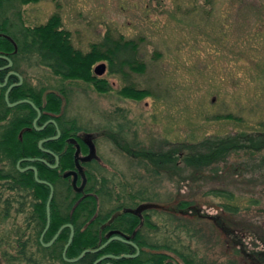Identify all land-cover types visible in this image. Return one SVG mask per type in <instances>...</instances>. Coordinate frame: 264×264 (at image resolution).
<instances>
[{
  "label": "rangeland",
  "instance_id": "374dc122",
  "mask_svg": "<svg viewBox=\"0 0 264 264\" xmlns=\"http://www.w3.org/2000/svg\"><path fill=\"white\" fill-rule=\"evenodd\" d=\"M16 10L29 28L59 15L84 53L108 33L139 42L145 73L126 69L125 79L110 74L106 62L94 65H106L97 75L112 88L104 94L92 83L63 80L38 61L20 63V75L29 86L65 93L62 114L81 129L77 136L94 138L101 175L121 193L155 194L139 202L158 205L155 224L181 217L179 205L191 204V222L177 220L168 230L183 231L180 239L198 264H264V150L234 151L226 162L199 166V153L220 139L264 131V0H43L17 3ZM128 84L152 94L142 101L124 98L120 91ZM183 152L191 154L190 166ZM152 153L175 155L178 169L161 164L163 174L156 175L141 168L138 159ZM212 189L232 192L241 213H225L223 201L208 195ZM25 217L13 212L0 220V264H10L5 253L15 252L2 245V235H13Z\"/></svg>",
  "mask_w": 264,
  "mask_h": 264
},
{
  "label": "trees",
  "instance_id": "16d2710c",
  "mask_svg": "<svg viewBox=\"0 0 264 264\" xmlns=\"http://www.w3.org/2000/svg\"><path fill=\"white\" fill-rule=\"evenodd\" d=\"M41 1L43 0H0V56L9 57L14 63V69L19 73L20 63L38 61L40 66L50 69L54 75L63 80H82L92 83L98 92L104 94L112 88L107 80L100 79L96 75L94 65L97 63H108L110 74H122L125 79L129 77L126 69L137 74L146 72L147 66L137 58L140 49L137 41L126 40L124 37L116 38L108 33L102 42L92 44L90 51L84 53L74 47L72 36L69 31L62 28L59 15L51 17L44 25L34 28L26 27L20 12L15 11L17 3L29 5ZM10 14L11 16H8ZM4 64L6 61L0 59V66ZM261 69L264 72V67ZM3 77L4 75L0 74L1 83ZM7 88H0V94H5ZM10 94L11 103L19 100L33 102L42 111V117L37 122V126L42 128L45 124L48 123V125L42 131H37L34 128L37 112L29 104L8 108L2 95L0 100V220L7 221L13 212L26 216L23 223L16 225L17 230L13 235H8L7 238L4 234L2 235V245L6 244L15 251L12 255L5 253L7 261L10 264H93L100 255L87 254L76 263H68L63 259L62 253L70 236V228L64 229L51 247H44V244L49 243L62 226L70 223L75 228V235L66 258L75 259L85 250H96L106 243L104 234L109 228L103 230L102 227L112 214L124 208H136L139 202H149L155 194L142 189L135 193L131 190L129 193L117 191L116 184L101 175L103 167L98 161H94L87 165V187L94 196L80 200V196L70 190L64 192V198L60 199V189L72 187L71 181L64 178L63 174L75 167L76 149L74 145L68 144V140L77 138V134L81 131L76 122L66 121L62 114L63 96L61 94L65 93L53 89H37L25 82L21 87L13 89ZM151 94L149 90L138 89L132 84H128L120 91V95L124 98L135 101H142ZM217 117H215L216 120ZM225 118L232 119L233 116L228 115ZM51 120L56 121L61 137L56 141L44 142L42 148L59 156V167L51 169L40 161H23L24 159H45L51 165L56 164L53 156L42 152L39 148L40 142L57 135L56 126L50 123ZM220 140L222 141L217 142L209 152L199 153L202 156V164L199 166L213 167L226 162L227 157L234 151L243 150L254 153L257 147L264 150V131L255 132L252 135L242 133L227 136ZM135 148L138 147H129L126 153L130 155ZM182 154L190 166L191 154L184 152ZM175 157L170 154L166 156L144 154L141 159H138V164L146 171L162 175L161 164H164L166 170L169 169L170 164L178 169ZM29 167L36 168L38 179L52 184L55 189V197L51 203V224L43 241L40 238L47 224V201L50 188L45 184H39L32 170L20 171ZM208 195L223 201L222 209L225 213L232 215L241 213L242 204L232 192L212 189ZM190 206L188 202L181 203L178 207V214L181 217H170V221L168 220L166 224L164 222L155 224L152 221V214L157 215L158 208L145 210L142 218L130 213L123 214L112 224V228L130 235L135 234L134 243L142 250V254L137 259L110 258L104 260L102 264H144L148 261L155 263L159 261L160 264H165L166 259H171L175 264H198L197 255L190 254L191 247L185 245V242L180 239L183 231L179 228L172 232L168 230L177 220L185 221V224L191 222L193 216L188 215V210L192 209ZM214 220L218 223L217 218ZM182 227L189 229L185 225L180 228ZM191 232L190 230L188 234L190 235ZM152 235L156 237L154 241L149 238ZM134 253L135 248L120 241L110 243L101 252L113 257ZM179 260H182V263Z\"/></svg>",
  "mask_w": 264,
  "mask_h": 264
},
{
  "label": "water",
  "instance_id": "95a60500",
  "mask_svg": "<svg viewBox=\"0 0 264 264\" xmlns=\"http://www.w3.org/2000/svg\"><path fill=\"white\" fill-rule=\"evenodd\" d=\"M0 58H3V59H6L8 62H9V65H8V68H11L13 66V62L11 59H9L8 57H0ZM106 72V65L105 64H101L100 66H98L96 69H95V73L96 75L100 76V75H103L104 73ZM13 75L17 76L20 80V84L23 83V78L22 76H20L18 73H12ZM18 84V85H20ZM14 86H11L6 94H7V101H8V94H10L11 90L13 89ZM46 95L44 96V99H45ZM20 104H29L30 106H32L38 113V116L37 118L35 119L34 121V128L37 130V131H42L44 129L43 128H38L37 127V121L40 119L41 117V110L39 108H37L35 106V104L29 100H21V101H18L14 104H9L10 107H14V106H17V105H20ZM52 124H54L56 126V129H57V136L53 137V138H50V139H47L45 141H42L40 142L39 144V148L42 150V152L44 153H47L49 155H52L54 156L55 160H56V165L55 166H52L50 165L48 162H46L45 160H41V159H25V161H29V162H35V161H40V162H43L46 166H48L49 168H52V169H56L59 167V164H60V159L57 155H55L54 153H52L51 151L49 150H46V149H43L42 148V145L44 142H49V141H54V140H58L60 137H61V131L56 123L55 120H52L50 121ZM70 142L74 143V144H77V140L76 139H71ZM93 159H98V156L96 154V150H95V147H90V152H89V155L86 156V157H81V147L79 144L76 145V152H75V165H76V170H72V171H68V172H65L63 177L64 178H69V177H73V180H72V186L74 188H79L80 190L83 189L87 183V178H86V174H85V171L83 169V167L81 166L80 164V161L81 162H87V161H91ZM26 170H32L34 172V175H35V179L36 181L39 183V184H45L47 186L50 187V195H49V199H48V202H47V224H46V227H45V230L43 232V235H42V238L44 237L45 233L48 231L49 227H50V224H51V210H50V207H51V202L53 200V196H54V188L53 186L46 182V181H42V180H39L38 179V170L34 167H29L27 168ZM24 169H20L21 172L23 171H26ZM79 176L82 177V184L80 185V187L78 186L77 182H78V178ZM79 191V190H78ZM152 208H158L156 207L155 205H151V204H144V205H141L139 206L138 208L136 209H125L123 211V213H130V214H134L136 216H141V213L146 210V209H152ZM119 214H116L112 217V219L106 224V226H109L113 221L114 219L118 216ZM66 226L62 227L58 233L55 235V237L48 243V244H44V247H50L53 243H55V241L58 239L62 229H64ZM68 227L71 229V235H70V238H69V241L67 242V245L65 246V249H64V252H63V258L65 261L69 262V263H76L80 260H82L84 258L85 255L87 254H94V253H97L103 249H105L110 242L112 241H121L123 243H126V244H131V245H134L137 250H138V253L136 255H124L122 257H113V256H107V257H104L100 260L97 261L98 262H101L103 261L104 259H108V258H116V259H122V258H136L139 254V249L138 247L131 241H128L127 239H124L122 237H119V236H116V237H110L113 233L109 234L107 236V238L109 239L105 244L101 245L99 248H97L96 250H85L83 253H81V255L78 257V258H75V259H67L66 258V253L68 251V248L70 247V245L72 244V241L74 239V228L73 226L71 225H68ZM42 241V240H41Z\"/></svg>",
  "mask_w": 264,
  "mask_h": 264
},
{
  "label": "flooded vegetation",
  "instance_id": "af4514ba",
  "mask_svg": "<svg viewBox=\"0 0 264 264\" xmlns=\"http://www.w3.org/2000/svg\"><path fill=\"white\" fill-rule=\"evenodd\" d=\"M0 57H6V56H0ZM9 58V57H8ZM0 59H2V60H5L6 61V64H4V65H2V66H0V74L2 75H4V77H3V82L1 83L0 82V88L1 89H4V88H6V87H8L7 88V90L11 87V86H14L13 87V89H15L16 87H21L24 83H25V80H24V78H23V76L22 75H20V73L17 71V70H15L14 69V63H13V66L11 67V68H8V65H9V62L6 60V59H3V58H0ZM10 59V58H9ZM18 73L20 76H22V78H23V83H21L20 84V80H19V78L17 77V76H15V75H13L12 73ZM10 81L12 82V83H10ZM18 84H20V85H18ZM13 89L11 90V92L13 91ZM7 90H6V92H7ZM10 92V93H11ZM2 95H3V97H4V101H5V103L7 104V106H8V108H15V107H17V106H19V105H17V106H14V107H10L9 106V104H14V103H16V102H13V103H11V94H8V101H7V94L5 93V94H0V100H1V97H2ZM46 95V94H45ZM44 95V96H45ZM46 98V97H45ZM45 100V99H44ZM19 101H21V100H19ZM30 101V100H29ZM18 102V101H17ZM20 105H22V104H20ZM36 106V105H35ZM37 107V106H36ZM38 108V107H37ZM42 117V116H41ZM40 117V118H41ZM52 121V120H51ZM51 123V122H50ZM48 125V124H47ZM47 125L44 127V129L47 127ZM60 139V138H59ZM58 139V140H59ZM71 139H73V138H71ZM71 139H69L68 140V144H72V145H74V147H75V149H76V145L77 144H79L80 145V147H81V157H86V156H88L89 155V152H90V147H95L96 148V151H97V146H96V143H95V140H94V138L93 137H90V136H88V135H83V136H77V138H74V139H76L77 140V144H74V143H72V142H70V140ZM54 141H56V140H54ZM53 153V152H52ZM47 154V153H46ZM49 155V154H48ZM52 156V155H51ZM54 157V156H53ZM75 157V156H74ZM60 159V158H59ZM56 161V160H55ZM94 161H99V158L98 159H93V160H91V161H87V162H81L80 161V164H81V166L83 167V169H84V171H85V174H86V178H87V165H89V164H91V163H93ZM60 165V164H59ZM72 170H76V165H75V167L73 168V169H71V170H68V171H72ZM68 171H66V172H68ZM64 175V174H63ZM66 179H69L70 181H71V185H72V180H73V177H69V178H66ZM82 177L81 176H79V178H78V182H77V184H78V186L80 187V185L82 184ZM87 184H88V179H87V183H86V185H85V187L83 188V189H79V188H74L73 186L71 187V188H62V189H60L61 190V192H60V194H59V198L60 199H63L64 198V192H67V191H72V192H74L75 194H77V195H79L80 196V200H82V199H87L88 197H90L91 195L92 196H94L92 193H90L88 190H89V188L87 187ZM55 190V189H54ZM79 190V191H78ZM125 209H127V208H124L123 210H120V211H117V212H115L114 214H112V216H111V218L114 216V215H116V214H119L115 219H114V222L120 217V216H122L123 214H128V213H123V211L125 210ZM131 209V208H130ZM144 213V212H143ZM143 213L141 214V216H138V217H140V218H142L143 217ZM110 218V219H111ZM109 221V220H108ZM107 221V222H108ZM107 222L103 225V227H102V229L103 230H106L107 228H109V229H107V232L104 234L105 235V238H106V242L109 240L108 238H107V236H108V234H111V233H113L110 237H116V236H119V237H122V238H124V239H127L128 241H131V242H133L134 243V241H135V234H132V235H130V234H127V233H124V232H122V231H120V230H118V229H114V228H112V224L114 223H112L111 225H109V226H106V224H107ZM68 225H71V226H73L72 224H66V225H64V226H66L64 229H66V228H69L68 227ZM64 226H62V227H64ZM50 228V227H49ZM73 228H74V226H73ZM64 229H62V231L64 230ZM62 231H61V233H62ZM44 232V231H43ZM47 233V232H46ZM46 233H45V235H46ZM58 233V232H57ZM61 233H60V235H61ZM42 235H43V233H42ZM42 235H41V238H40V240H42L43 241V238L45 237V235H44V237L42 238ZM56 235V234H55ZM59 235V236H60ZM70 235H71V231H70ZM74 235H75V228H74ZM55 237V236H54ZM53 237V238H54ZM52 238V239H53ZM69 238H70V236H69ZM68 241H69V239H68ZM115 241H117V240H115ZM73 242V241H72ZM112 242H114V241H112ZM112 242H110V243H112ZM121 242V241H120ZM109 243V244H110ZM123 243V242H122ZM135 244V243H134ZM53 245V244H52ZM51 245V246H52ZM67 245V244H66ZM65 245V246H66ZM128 245H131V244H128ZM136 245V244H135ZM50 246V247H51ZM133 248H135V253L133 254V255H136L137 253H138V250H137V248L134 246V245H131ZM137 246V245H136ZM138 247V246H137ZM49 248V247H48ZM64 249H65V247H64ZM138 249H139V254H138V256L136 257V258H127V259H137L138 257H140L141 256V254H142V250L138 247ZM63 252H64V250H63ZM101 252H102V250L101 251H99V252H97V253H94V254H98V255H100L98 258H97V260L93 263V264H102V262L104 261V260H107V259H104L103 261H101V262H98L97 263V261L98 260H100V259H102V258H104V257H107V256H112V255H105V254H101ZM66 255H67V253H66ZM81 255V254H80ZM126 255H130V254H126ZM62 257H63V253H62ZM64 259V258H63ZM108 259H110V258H108ZM111 259H113V258H111ZM67 262V261H66ZM79 262V261H78ZM69 263V262H68ZM165 264H175V262H173L171 259H166L165 260V262H164ZM106 264V263H105ZM144 264H160L159 263V261H157L156 263L155 262H145Z\"/></svg>",
  "mask_w": 264,
  "mask_h": 264
},
{
  "label": "bare ground",
  "instance_id": "6f19581e",
  "mask_svg": "<svg viewBox=\"0 0 264 264\" xmlns=\"http://www.w3.org/2000/svg\"><path fill=\"white\" fill-rule=\"evenodd\" d=\"M47 124H48V123H47ZM142 205H144V204H142ZM151 205H152V204H151ZM140 206H141V205H140ZM155 206L158 207V205H155ZM147 210H152V209H146V211H147ZM144 211H145V210H144ZM144 211H143V212H144ZM143 212H142V213H143ZM142 213H141V214H142ZM58 238H59V237H58ZM57 240H58V239H57ZM57 240H56V241H57ZM56 241H55V242H56ZM53 244H54V243H53ZM104 244H105V243H104ZM47 248H48V247H47Z\"/></svg>",
  "mask_w": 264,
  "mask_h": 264
}]
</instances>
